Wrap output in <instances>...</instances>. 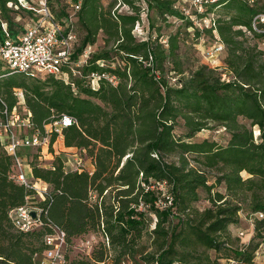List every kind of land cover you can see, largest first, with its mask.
<instances>
[{
  "label": "trees",
  "instance_id": "1",
  "mask_svg": "<svg viewBox=\"0 0 264 264\" xmlns=\"http://www.w3.org/2000/svg\"><path fill=\"white\" fill-rule=\"evenodd\" d=\"M141 2L122 0L133 11L126 14L114 10L119 0L107 6L84 0L78 14L73 58L94 49L102 35L105 50L93 52L83 72L114 74L116 87L100 80L92 90L77 80L75 92L54 75L11 74L0 64L6 69L0 68V115L18 106L15 90H22L36 131L44 133L62 115L74 117L79 126L64 130V146L82 151L94 169L67 172L61 157L51 168L31 160L34 179L50 190L39 203L40 227L23 233L10 212L35 191L11 178L13 157L0 145V264H39L45 237L56 227L71 247L87 235L96 237L89 254L71 259L70 253L68 264H256L264 243V49L251 23L260 0H221L205 10L220 14L215 28L195 29L194 38L206 33L225 44L227 74L221 75L206 64L189 66L183 34L193 22L177 8L179 0H147L153 13L149 39L135 35ZM16 3L0 0V23L17 34L34 17L12 8ZM55 15L64 17L59 10ZM173 19L182 24L164 34ZM207 129L229 134L227 144L195 140ZM163 182L166 190L160 189ZM201 190L209 203L204 209L196 205ZM167 195L173 202L163 207ZM242 212L254 226L248 245L231 234Z\"/></svg>",
  "mask_w": 264,
  "mask_h": 264
},
{
  "label": "built area",
  "instance_id": "2",
  "mask_svg": "<svg viewBox=\"0 0 264 264\" xmlns=\"http://www.w3.org/2000/svg\"><path fill=\"white\" fill-rule=\"evenodd\" d=\"M17 3L11 4L12 8L19 11L21 8L27 13H31L34 17L28 22L24 28H20L17 34L12 32L9 25L4 21L0 23V33L4 40H0V63L9 71L16 74H26L31 78L41 75H54L61 79L65 84L70 85L73 91L77 92V80H83L86 87L97 90L100 80H106L112 87L117 86L119 78L108 72L88 73L84 74L83 68L88 65L91 57L92 49L84 50L79 58L74 59L73 56L77 51L78 33L76 31V23L79 19V12L82 8L84 0H62L61 5L55 4L53 0H15ZM221 0H179L177 8L182 14L193 22V29L204 32L205 29L215 28L218 17L214 13L206 12V8L210 5L217 4ZM122 0L116 5L114 10L122 13L123 10L127 14H133L132 9L123 5ZM250 4L255 0H249ZM262 5L253 19L251 26L262 36L261 47L264 49V0H260ZM141 8V21L134 26V33L142 40L149 39V7L147 0L138 3ZM63 13V18L58 19L55 11ZM22 17H17V22H21ZM216 45L209 51H206L205 58L211 59L220 56L226 49V46L218 38ZM166 44V41H163ZM167 46V44H166ZM175 81V80H174ZM15 94L19 100L18 106H25V95L22 90H15ZM4 109L2 120H0V145L4 147L6 153L13 157L14 165L12 168L11 178L20 186H25L29 191H35V196H27L23 207L14 209L10 212V218L15 228L20 232H30L40 227V213L42 211L39 203L34 201L37 197L44 200L49 192V186L45 184L44 188L35 186L33 174L29 162L28 169L31 177H28L21 163L20 152L25 149H43L50 148L52 136H62L65 129L70 126H79L77 119L72 116L62 115L53 120V122L44 126V133L36 131L35 125L31 122V113L26 109L27 114L21 117L16 111ZM26 127L31 131L30 134L18 135L16 128ZM257 135L260 133L256 131ZM80 151V150H79ZM82 154L83 152L80 151ZM85 156V155H84ZM73 160L64 161V169L70 171H91L86 161L78 155H74ZM41 159V157H39ZM90 160V159H89ZM41 166V165H39ZM51 168V167H49ZM38 181V180H36ZM146 190L154 189L144 184ZM167 183L163 182L160 189L166 190ZM167 202L162 206L172 205L173 199L170 195L166 196ZM31 212L36 213V218L31 216ZM263 217V215H261ZM54 233L45 237V250L38 260L39 264H68L67 256L73 247L67 240L65 231L55 228ZM96 241L95 236H91L82 243L84 247L83 253L89 254ZM264 247V243L260 246L256 253ZM264 251V250H263ZM231 264H236L231 261Z\"/></svg>",
  "mask_w": 264,
  "mask_h": 264
},
{
  "label": "rangeland",
  "instance_id": "3",
  "mask_svg": "<svg viewBox=\"0 0 264 264\" xmlns=\"http://www.w3.org/2000/svg\"><path fill=\"white\" fill-rule=\"evenodd\" d=\"M54 3L56 0H53ZM106 4H109L111 0H106ZM122 13H125L124 10ZM217 15L219 13H216ZM153 13L150 15V20L152 18ZM216 15V16H217ZM220 15V14H219ZM173 26L170 27L169 29H165L163 32L164 34L168 35L172 31H176L177 27L182 24L181 21L173 19ZM194 32L195 30L193 28H189V30L186 32L184 30L183 37L186 40V46L183 48V52L186 54V58L188 59L189 66L192 65L193 67H197L198 65H208L210 68H213L217 71V73L221 74H227L226 71L223 69L224 68V60L226 56V51L223 54H220V56H216L214 58H211L210 60L205 58L206 51L211 50L215 45L217 39L214 38V36H210L209 34L202 33V35L199 38H194ZM82 37V35H81ZM0 40H4L3 35L0 34ZM79 40V39H78ZM80 41V40H79ZM166 41V40H164ZM167 42V41H166ZM254 43V42H253ZM106 45L104 44L103 41V36L100 35L98 38L97 43L95 44L94 49L92 48V53L95 52H101L105 50ZM1 64V63H0ZM1 71H5L6 69L1 66ZM173 82V81H172ZM18 110L16 111L18 114H20L21 117H25L27 114L26 107L24 105L17 106ZM0 120H2V115H0ZM18 131V135L21 136L22 134H30L31 131L27 129L26 127L22 128H16ZM178 134H182L184 132V129L182 127H178L177 131ZM63 135L57 137L56 142L60 140L58 143H54V145L51 148H43L41 150H37L34 148L30 149H25L23 148L22 151L20 152L21 156V163L23 164L24 171L27 172L28 177L30 178V171L28 169V164L31 160H35V157L37 158V165H41L42 167L49 168L52 167V164L54 163V160L56 157H61L63 161L67 162L69 159L73 160L74 155H78V157H82L84 161L88 160V157L84 154H82L79 150L77 149H69L65 150L62 144L63 141ZM230 138V135L227 134L226 132H219L217 129H207L204 132H201L198 134V137L195 139L198 142H202L204 140H213L219 143L220 145H225L227 144L228 140ZM65 150V151H61ZM41 157V159H39ZM171 162H176L175 158H169L168 159ZM242 176L244 178H248V175L246 173H243ZM35 183V186L39 188H44L45 187V182L42 180L36 181L33 180ZM210 182H213V179H209ZM50 190V186H49ZM222 193H224V188H218ZM200 197L201 201L198 202L196 205L201 208H207L209 206V203L206 201L207 200V194L205 191L201 190L200 191ZM36 199L34 200L35 202L37 201L40 203L39 197H35ZM240 224L237 226H232L231 227V234L233 238L238 239L241 242V245H248L250 243V240L254 236V226H253V221L249 219L246 215V213L242 212L240 215ZM92 235H87V237L78 239L76 242L73 244V249L72 252H70L71 259L75 258L77 253H83L84 247L82 246V243L85 242L88 238H91ZM264 247L260 250L259 254L257 255V260L256 264H264ZM212 257H214V252L210 253ZM221 264H231L227 260H221Z\"/></svg>",
  "mask_w": 264,
  "mask_h": 264
},
{
  "label": "crops",
  "instance_id": "4",
  "mask_svg": "<svg viewBox=\"0 0 264 264\" xmlns=\"http://www.w3.org/2000/svg\"><path fill=\"white\" fill-rule=\"evenodd\" d=\"M106 0H104V5L105 6H107V5H109V4H106V2H105ZM63 139V138H62ZM60 140H58L57 142H55V143H58ZM62 144H63V147H64V149L65 150H69V149H74V148H66L65 146H64V139H63V141H62ZM54 145V144H53ZM65 150H61V151H65ZM86 164H87V166H88V168L91 170V171H93L94 169H93V163H92V161L91 160H87L86 161ZM31 173V172H30ZM31 175V174H30Z\"/></svg>",
  "mask_w": 264,
  "mask_h": 264
},
{
  "label": "water",
  "instance_id": "5",
  "mask_svg": "<svg viewBox=\"0 0 264 264\" xmlns=\"http://www.w3.org/2000/svg\"><path fill=\"white\" fill-rule=\"evenodd\" d=\"M31 216L34 217V218H36L35 217L36 216V213L35 212H31Z\"/></svg>",
  "mask_w": 264,
  "mask_h": 264
}]
</instances>
